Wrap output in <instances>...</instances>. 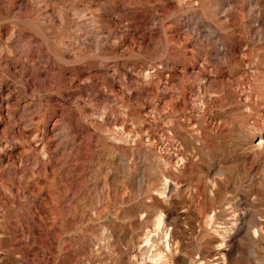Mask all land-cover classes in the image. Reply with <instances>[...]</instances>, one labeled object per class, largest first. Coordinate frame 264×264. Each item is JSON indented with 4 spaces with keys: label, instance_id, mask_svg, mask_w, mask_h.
I'll return each mask as SVG.
<instances>
[{
    "label": "rangeland",
    "instance_id": "374dc122",
    "mask_svg": "<svg viewBox=\"0 0 264 264\" xmlns=\"http://www.w3.org/2000/svg\"><path fill=\"white\" fill-rule=\"evenodd\" d=\"M0 264H264V0H0Z\"/></svg>",
    "mask_w": 264,
    "mask_h": 264
}]
</instances>
